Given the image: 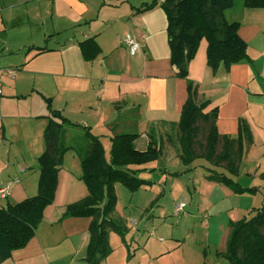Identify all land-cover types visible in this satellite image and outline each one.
Listing matches in <instances>:
<instances>
[{
	"label": "crops",
	"instance_id": "0c3cea01",
	"mask_svg": "<svg viewBox=\"0 0 264 264\" xmlns=\"http://www.w3.org/2000/svg\"><path fill=\"white\" fill-rule=\"evenodd\" d=\"M152 1L0 0V186L14 183L0 206L14 205L37 195L38 158L45 151L44 131L48 124L45 117L49 116L44 97L50 98L53 108L70 122L89 128L99 137L107 159L111 139L116 134L137 133L135 147L146 150L153 130L154 139L162 147L159 159L129 168L138 170L137 176L154 183L139 190L147 191L152 203L160 202L170 193L173 172L168 167L173 161L179 165L181 151L179 144H163V140H177L175 134L188 90L187 81L176 77L170 62L168 22L161 8L165 0H158L151 10L136 11ZM244 2L234 0V6L224 12V17L228 23L240 24L239 36L247 44L248 59L228 70L221 66L214 73L207 61L208 41L202 39L189 64L188 78L198 86L199 101H208L203 114L210 115L217 109L220 137L237 140L239 122L243 120L250 129L252 142L247 138L243 141L236 176L203 158L179 170L183 172L187 168L194 174L215 170L243 188L257 187L259 191L254 195L234 194L228 187L208 180L209 172L205 176L209 182L201 181L200 185L195 179L192 187L186 185L187 200L205 194L212 207L219 200L221 212L232 214L235 221L250 219L264 203L261 177L264 173V8H246ZM127 36L140 45L135 55L122 44ZM88 39H93L101 50L93 62L84 60L79 46ZM9 71H15V75ZM197 127L195 141L202 135L206 143L208 125L197 124ZM77 133L79 129H69L67 138ZM223 150L220 139L216 155ZM81 174L79 158L74 152L66 153L58 173L54 202L44 210L34 238L0 264H85L92 219L72 217L59 222L69 205L88 196ZM213 196L218 197L214 203ZM179 204L186 205L184 201ZM149 206L150 209L153 205ZM141 208L137 205L135 212ZM113 217L128 220L119 202ZM127 222L132 227L138 226L134 219ZM112 235L111 232V241L117 247L100 264H159L163 255H169L171 248L179 249L181 243L174 240L167 244L162 238L155 242L148 240L142 250L135 249L132 259L126 261V245ZM132 239L136 240L134 235ZM180 264L188 261L184 258Z\"/></svg>",
	"mask_w": 264,
	"mask_h": 264
},
{
	"label": "trees",
	"instance_id": "16d2710c",
	"mask_svg": "<svg viewBox=\"0 0 264 264\" xmlns=\"http://www.w3.org/2000/svg\"><path fill=\"white\" fill-rule=\"evenodd\" d=\"M244 4L246 8H264V0H245ZM157 5L158 0H153L150 4H142L136 11L141 13ZM233 6L234 0H165L161 4L168 22L171 65L176 77L187 81L188 100L178 125L179 158L185 166L197 158H203L215 167H224L231 176H236L243 154V141L247 138L252 142L250 129L241 120L237 140L221 138L216 126L217 109L210 115L203 114L208 101H199L198 86L188 78L189 64L202 39L208 41L207 61L214 73L221 66L228 70L233 64L248 59L247 44L239 36L240 24L228 23L224 17V12ZM79 46L87 62H93L101 53L93 39L81 42ZM44 100L49 116L45 117L48 119L44 131L45 151L38 158V192L36 196L20 203L0 206V262L9 259L13 251L25 248L34 238L44 210L54 202L64 156L71 151L80 160V180L86 185L88 196L79 203L69 205L59 222L72 217L92 219L84 262L100 264L112 253L110 232L118 234L126 247L130 248L126 241L129 229L125 221L113 217L118 203L115 186L121 184L132 193L142 187L152 186V181L139 178L138 170L129 167H140L157 161L162 147L154 139L153 130L146 150L135 147L139 136L137 133H120L111 139L110 157L107 159L99 137L93 135L89 128L66 119L53 108L50 98L44 97ZM199 120L209 127L205 153L202 155L194 149ZM69 129H79L80 133L68 139ZM220 139L224 150L216 155ZM207 171L210 173L209 180L228 187L235 194L254 195L259 191L257 187L243 188L224 173L210 169ZM173 176L178 177L179 174L173 173ZM261 177L264 179V173ZM230 228L225 255L227 260L231 264H264V203L250 219L231 222Z\"/></svg>",
	"mask_w": 264,
	"mask_h": 264
},
{
	"label": "rangeland",
	"instance_id": "374dc122",
	"mask_svg": "<svg viewBox=\"0 0 264 264\" xmlns=\"http://www.w3.org/2000/svg\"><path fill=\"white\" fill-rule=\"evenodd\" d=\"M197 124L198 126H207L202 120H199ZM175 136L177 137L176 141L173 138L172 140H163V144H179V131ZM204 145V138L201 135L195 141V152L199 155L203 154V151H205ZM185 167L182 161L179 165L175 161L170 163L168 169L174 174H179V176L174 177L171 174L172 179L169 181L170 193L166 194L160 202L156 201L152 203L147 191L132 193L123 185H117L118 189L116 194L119 196L118 202L121 208H125L126 219H134L138 222L137 227H132L130 225L131 223L127 222L128 220L124 222L129 229L126 240L130 246L129 249L125 247L126 252H128L126 261L132 259V256L129 258V255H133L135 249L142 250L148 240L155 242L159 238H162L167 244L174 243V240H180L182 245L180 242V244L177 243L181 252H179L178 248H171V252L169 253L171 257L167 254L163 255L159 259L161 260L159 264H180L184 258L188 261V264H194V262L195 264H231L225 257L231 230L230 223L238 221L233 220L232 214L221 212L219 200L214 203V198H218L216 196L212 197V202L216 204L214 207L211 206L205 194L201 196L194 195V197L192 195L193 199L191 197L189 200L186 199L184 194L189 192L188 188H185L186 185L192 187V182L195 179L200 182V185L201 181L202 183L203 181L205 183L209 181L205 177L208 175L207 170H202L200 173L195 174L194 171L187 168L183 172L179 171ZM138 177L144 179L143 177ZM190 190L192 194L193 189ZM159 191H162V188H159ZM230 191L234 193L232 190ZM181 201H184L186 205L180 211L176 212L175 208L180 205L177 204ZM133 202H136V204H131ZM137 205L138 207H143L140 212H135ZM149 205H153V208L151 207L149 209ZM145 208L149 210H144ZM210 210L211 214L209 215ZM152 215L153 219H151ZM152 233H155L156 236L152 237ZM112 234L114 237L116 236L122 240L115 232H112ZM133 235L136 240H131ZM111 238L109 234V245L113 253V248L117 246L115 242L111 241ZM122 244L126 245L123 240Z\"/></svg>",
	"mask_w": 264,
	"mask_h": 264
},
{
	"label": "built area",
	"instance_id": "2783aa9c",
	"mask_svg": "<svg viewBox=\"0 0 264 264\" xmlns=\"http://www.w3.org/2000/svg\"><path fill=\"white\" fill-rule=\"evenodd\" d=\"M122 44L129 50L131 55H135L140 49L138 42L129 36L122 40ZM9 74L12 76L15 75V71H9ZM13 184V182H6L0 186V201L6 199L9 196ZM184 207V204H180L177 207L176 212L180 211ZM133 224H135V222H133Z\"/></svg>",
	"mask_w": 264,
	"mask_h": 264
}]
</instances>
